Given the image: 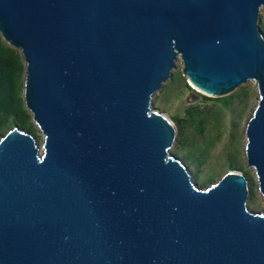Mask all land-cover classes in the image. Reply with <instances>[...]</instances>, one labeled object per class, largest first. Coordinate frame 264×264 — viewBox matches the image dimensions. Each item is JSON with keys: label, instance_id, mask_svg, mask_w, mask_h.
Wrapping results in <instances>:
<instances>
[{"label": "water", "instance_id": "obj_1", "mask_svg": "<svg viewBox=\"0 0 264 264\" xmlns=\"http://www.w3.org/2000/svg\"><path fill=\"white\" fill-rule=\"evenodd\" d=\"M264 0H0L43 134L0 139V264H264V213L230 171L196 185L152 110L180 57L219 97L254 80L246 156L264 197Z\"/></svg>", "mask_w": 264, "mask_h": 264}, {"label": "rangeland", "instance_id": "obj_2", "mask_svg": "<svg viewBox=\"0 0 264 264\" xmlns=\"http://www.w3.org/2000/svg\"><path fill=\"white\" fill-rule=\"evenodd\" d=\"M258 24L264 32L263 7ZM24 79L25 73L23 90ZM232 94L235 96L228 103L218 99ZM205 95L208 96L184 75L182 59L179 57L170 78L153 95L151 102L152 110L164 113L176 125L170 152L187 166L193 182L199 187L216 183L230 171L244 173L249 182L247 206L253 212L264 213V197L259 190L255 170L248 166L245 151L246 125L259 99L257 84L254 80H248L224 96L205 98ZM191 107H194L193 113H189ZM175 116L184 119V145L179 143L180 132L173 119ZM31 121L36 128L31 133L36 137L42 152L43 134L33 119ZM6 132L0 133V139Z\"/></svg>", "mask_w": 264, "mask_h": 264}, {"label": "trees", "instance_id": "obj_3", "mask_svg": "<svg viewBox=\"0 0 264 264\" xmlns=\"http://www.w3.org/2000/svg\"><path fill=\"white\" fill-rule=\"evenodd\" d=\"M24 73L25 63L20 51L9 45L0 33V133L8 131L12 125H19L22 129L32 133L36 130L23 98ZM233 96L235 95L218 99L228 103ZM205 98L212 97L205 95ZM193 108L189 109V113H193ZM173 119L180 132L179 143L184 145L182 133L184 119L178 116Z\"/></svg>", "mask_w": 264, "mask_h": 264}, {"label": "bare ground", "instance_id": "obj_4", "mask_svg": "<svg viewBox=\"0 0 264 264\" xmlns=\"http://www.w3.org/2000/svg\"><path fill=\"white\" fill-rule=\"evenodd\" d=\"M195 86V85H194ZM197 89H199V90H202V89H200L199 87H197V86H195ZM203 92H204V90H202Z\"/></svg>", "mask_w": 264, "mask_h": 264}]
</instances>
